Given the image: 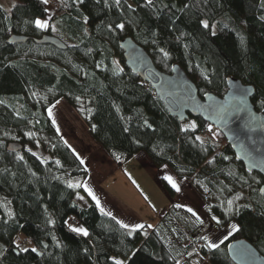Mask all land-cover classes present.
Masks as SVG:
<instances>
[{"label": "trees", "instance_id": "16d2710c", "mask_svg": "<svg viewBox=\"0 0 264 264\" xmlns=\"http://www.w3.org/2000/svg\"><path fill=\"white\" fill-rule=\"evenodd\" d=\"M48 3L54 13L47 19ZM48 3L14 0L9 10L0 6V264H113V258L123 264H192L167 238L175 237V209L189 214L186 208L171 204L156 228L144 225L131 236L116 217L100 212L83 186L88 169L48 114L59 99L81 112L91 139L115 162L143 153L152 166L168 168L173 179L189 180L210 225L235 223L237 230L217 249L198 239L194 264H234L227 244L239 238L264 255V198L259 193L264 177L246 171L224 136L201 117L178 121L169 115L153 89L124 64L119 47L129 36L159 70L169 73L179 65L199 94L222 96L227 78H238L254 87L251 101L262 111L264 0ZM35 19L47 20L49 27L37 29ZM118 23L124 28H115ZM44 34L66 47L35 41ZM11 35L26 40L10 43ZM192 122L194 130L181 131ZM10 142L22 148L10 152ZM32 149L40 154L32 155ZM71 179L81 186L68 187ZM161 183L174 197L168 183ZM69 224L84 227L89 235L70 231ZM14 241L29 251L21 252Z\"/></svg>", "mask_w": 264, "mask_h": 264}, {"label": "water", "instance_id": "95a60500", "mask_svg": "<svg viewBox=\"0 0 264 264\" xmlns=\"http://www.w3.org/2000/svg\"><path fill=\"white\" fill-rule=\"evenodd\" d=\"M25 40L26 37L18 35H11L8 39L10 43ZM35 41L66 47L54 35L44 34ZM119 47L124 64L153 89L169 115L178 121L187 120L190 116L201 117L224 136L235 159L243 164L246 171H256L264 177V109H255L251 101L254 94L252 85L229 76L227 90L222 96L211 92L199 94L195 83L179 65H173L169 73L159 70L146 50L129 36L119 41ZM21 148L22 144L18 142L7 144L10 152ZM261 189H264V184L259 187L264 198ZM227 254L234 264H264V255L244 238L229 242Z\"/></svg>", "mask_w": 264, "mask_h": 264}, {"label": "rangeland", "instance_id": "374dc122", "mask_svg": "<svg viewBox=\"0 0 264 264\" xmlns=\"http://www.w3.org/2000/svg\"><path fill=\"white\" fill-rule=\"evenodd\" d=\"M50 9L52 10L50 12L51 17V15L54 13V8ZM58 101L59 103L56 102L49 107L52 109L51 119L52 121H55L54 124L58 132L63 136L64 140L71 147H73L75 151L83 152L87 149L86 147H91V145L95 142L91 140V137H89L88 128L81 118V112L78 113L79 111H75L66 102L65 99H59ZM32 151L36 154H40L39 150L32 149ZM89 160L90 162H92L93 159H88V161ZM123 166L127 172V175L129 174V176H123V173L120 174L117 171L115 174L116 184L114 183L113 185H107L105 189L107 193L112 192L113 194L119 196V198L123 200L121 202L126 207H130L131 210L139 214L148 213V221L152 222L153 224V222L163 216V214L159 213L162 211V208L164 206H170L171 204L175 203L176 205H180L181 207H184L186 209L191 208L203 221V223L197 221L196 217L193 216L190 212L189 214L185 213V215L183 213H180V211L177 212V209H175L176 213L178 214L174 215L175 217L173 218L174 220H176L177 227L174 229L172 228L175 231V237H173L175 239L167 236L169 243L175 241L173 244L174 250L177 253L181 252L184 256H190L192 258V264H194V262H197L198 258V255L194 254V252L197 253V251H199L198 245L196 243L198 239H201V237L207 235L209 237V241L220 244V240L224 241L223 238L225 236H230L229 232H231V234L234 233L231 229V225H235V223H231L226 228L213 227L212 225H210V222L208 220L209 217L206 214L204 203L202 199L197 195V193L191 188L189 180H178L177 178H174L175 180H177L176 184L179 188V191H177L168 183L167 180L164 179L165 176H170L172 174V172L170 174V170L168 168L160 169L152 166L157 169L155 177L154 172L150 170L148 165H145L144 162H141L140 156L134 157L131 160L129 159V162H123L122 167ZM131 166L133 167L134 173L131 171ZM162 179H164L168 183V185L175 191V197H172L167 192V189L161 183ZM75 180L76 179H71L68 182H71L73 184ZM103 184L101 185V187L105 186V183ZM5 207L8 209V204H5ZM152 207L156 209V217L151 211ZM139 210H141L142 212ZM189 229H194V231H189ZM203 242L204 244H206L204 240ZM187 247L188 250L185 249ZM189 253H191V255H189ZM192 253L195 256H193ZM198 262L208 264L206 260H199Z\"/></svg>", "mask_w": 264, "mask_h": 264}, {"label": "crops", "instance_id": "0c3cea01", "mask_svg": "<svg viewBox=\"0 0 264 264\" xmlns=\"http://www.w3.org/2000/svg\"><path fill=\"white\" fill-rule=\"evenodd\" d=\"M13 2H14V0H0V6L5 8L6 10H9L11 8ZM50 8H53V7H51V5H50L47 8V19L50 17V12L52 11ZM48 14H49V16H48ZM86 148L87 149L84 150L83 152L82 151H80V152L76 151V153L80 156L81 160L84 161L83 164L86 166V168L89 171V176L84 181L83 186L86 185L89 189H91L92 193L100 201L101 207H103L105 209V211L111 212L112 215L114 217H116V219L121 220L126 224H129V225L143 224V225H147V226L151 225L150 228H156L158 225L159 219H157L152 224V222L148 221V217H149L148 213L147 214H139V213L131 210L130 207H129L130 209L128 207H126L121 202L123 200H121V198H119V196L113 194L112 192H109V193L106 192L105 187H107V185H113L114 183L116 184L115 174L117 171L120 174L123 173V176H129V174L127 175V172L124 169V166L122 167V164H118L117 162H115L104 150H102L95 143H93L91 145V147H86ZM137 156H140L141 162H144L145 165H148V167L150 168V170H152L154 172L155 177H156V170L157 169L152 167V165L150 164V161L146 157V155H144L143 153H139V154H136L135 156H133L131 159H133L134 157H137ZM88 159H93V160H92V162H90V160L88 161ZM127 162H129V160ZM162 168H160V169H162ZM131 171L134 173L133 167H132ZM103 183H105V186L101 187V185ZM158 197H159V195H158ZM173 204H175V203H173ZM166 207H169V206H164L162 209H164ZM155 210L156 209L154 207H152L151 211H152L153 215L156 217L157 214H155ZM139 211H141V210H139ZM144 213H146V212H144ZM199 264H205V263L200 262Z\"/></svg>", "mask_w": 264, "mask_h": 264}, {"label": "snow or ice", "instance_id": "6c2138e0", "mask_svg": "<svg viewBox=\"0 0 264 264\" xmlns=\"http://www.w3.org/2000/svg\"><path fill=\"white\" fill-rule=\"evenodd\" d=\"M42 2L45 3V4H47L49 2V0H42ZM78 2H82V0H78ZM97 2H99V0H97ZM145 2L147 4H149V5L152 4V0H145ZM120 3H121V0H115V4L116 5H119ZM104 4L107 6L108 0H104ZM128 7H129L130 10H133L134 11V9H132V6L131 5H129ZM33 23H34V25H35V27L37 29H46V28L49 27V22L47 20L35 19L33 21ZM201 23H202L203 27H205V28H208L209 27V25H208V23L206 21H202ZM109 27L111 28V26H109ZM115 28H117V29H123L124 28V24L123 23H118V24L115 25ZM161 51H163V50L161 49ZM167 55L168 54L165 52L164 53V56L167 57ZM57 103H59V101H57ZM48 114H49L50 117L52 116V109L51 108L48 109ZM53 123H55V121H53ZM147 126L150 127V125H147ZM195 128H196V124L194 122H192L191 124H189L187 126H182L181 127V131L182 132L183 131H188L189 129L194 130ZM125 131H127V129H125ZM209 131H211V129H209ZM26 135H29L30 136L31 133H26ZM196 139L197 140H200V137H196ZM32 155H36V153H32ZM117 158L119 159V157H117ZM17 159H23V157L17 156ZM80 163L83 164L84 161L81 160ZM208 163H212V161L209 160ZM57 164H59V161H57ZM164 179L167 180L168 183L173 188H175L177 191H179V188L177 187L176 182L173 180V178L171 176H165ZM74 186L75 187H80L81 185L80 184L73 185L71 182L68 183V187L71 188V187H74ZM84 189H85V191L88 192V194L90 196H92V199L96 202V207L100 210V212L102 214H104L105 216H112V213L111 212L105 211V209L103 207H101L100 201L92 193L91 189H89L86 185H84ZM261 191L264 192V189H261ZM81 199H82V197H81ZM232 203L233 202L231 200L228 201V204L229 205H231ZM176 207H180V205H176ZM187 211L190 212V213H192V215L196 217V220L197 221H199L200 223H203V221L200 219V217L191 208H188ZM113 219H115V217H113ZM211 219L213 221H215L217 224L220 223V221L215 216H213ZM65 223L67 224V221H65ZM116 223L121 228H123V229H131L127 233V235H129V236L132 235V232H134V231H136L138 229H142L144 227L143 224L129 225V224H126L123 221L118 220V219L116 220ZM68 227H69L70 231H72L74 233L82 234L83 236H88L89 235L88 231L84 227H76V226H73L71 224H69ZM148 227H151V225H149ZM231 229H232L233 232L236 231L237 230L236 225H234V224L231 225ZM229 235H231V232H229ZM227 238L228 237L225 236L223 239L226 240ZM201 239H203L205 241L206 247L208 249H210V250L211 249H217L219 247V244H217L215 242L209 241V237L207 235L201 237ZM14 243H16V242L14 241ZM220 243H223V240H220ZM16 247L17 248H20V245L18 243H16ZM20 251L21 252H27V251H29V249H27V248H20ZM31 251L32 252H36L37 250L35 248H32ZM189 255H191V253H189ZM113 264H123V262L121 260H118V259L113 258ZM176 264H180V262L179 261H176Z\"/></svg>", "mask_w": 264, "mask_h": 264}, {"label": "built area", "instance_id": "2783aa9c", "mask_svg": "<svg viewBox=\"0 0 264 264\" xmlns=\"http://www.w3.org/2000/svg\"><path fill=\"white\" fill-rule=\"evenodd\" d=\"M48 5H49V3H48ZM165 209H163L159 214H164L165 213ZM73 223H75V221H73Z\"/></svg>", "mask_w": 264, "mask_h": 264}, {"label": "clouds", "instance_id": "9594fccd", "mask_svg": "<svg viewBox=\"0 0 264 264\" xmlns=\"http://www.w3.org/2000/svg\"><path fill=\"white\" fill-rule=\"evenodd\" d=\"M50 5L47 6V8L49 7Z\"/></svg>", "mask_w": 264, "mask_h": 264}]
</instances>
